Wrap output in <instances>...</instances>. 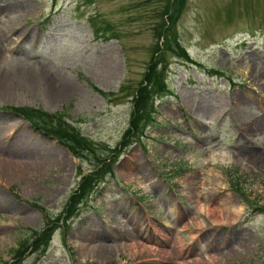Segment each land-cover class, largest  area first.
<instances>
[{
	"label": "rangeland",
	"instance_id": "obj_1",
	"mask_svg": "<svg viewBox=\"0 0 264 264\" xmlns=\"http://www.w3.org/2000/svg\"><path fill=\"white\" fill-rule=\"evenodd\" d=\"M172 1L0 0V264H264V0H187L171 27L190 61L159 48ZM160 58L173 95L128 135ZM16 109L57 116L91 151ZM48 217V247L30 250Z\"/></svg>",
	"mask_w": 264,
	"mask_h": 264
},
{
	"label": "trees",
	"instance_id": "obj_2",
	"mask_svg": "<svg viewBox=\"0 0 264 264\" xmlns=\"http://www.w3.org/2000/svg\"><path fill=\"white\" fill-rule=\"evenodd\" d=\"M186 1L187 0H173L171 3H168L166 9L164 10V14L169 15L168 19L157 30L160 29L158 32V36L161 39H164L162 45L159 46V48H161V51L166 49L169 53L176 54L190 61L189 55L186 49L182 46L181 42L179 41L178 36L175 35L172 38L171 27L180 18L182 14V8L186 4ZM90 19L92 22L91 25L93 27L96 39L104 38L106 40H111L116 38L115 35L109 36V34H112L110 23L106 21L98 23L95 20L96 17H91ZM164 62L165 60H163L162 58H160V60L152 62L149 68V72L145 77V81L137 88L135 92L133 102V119L130 123V130L128 131V135H135L136 133L139 134L141 123L146 121L148 124L154 121L152 117L155 113L154 103L156 98L159 96H166L170 93V87L167 83L166 74L167 65H165ZM15 111L19 115H22L30 123H32L35 128L42 130L46 134L59 139L72 151V153L76 157H84L81 151H91V141L88 140L86 137L81 136V134L76 129H68L65 124L58 121L57 116L47 115L40 110L35 111L16 109ZM109 171L113 173L112 168H110ZM104 172L105 171L102 170L93 176H88L83 179L77 191L78 193H74L73 195H71L68 200V218L73 217L74 215H77L79 213L81 206L86 203L88 196L97 186L96 184L102 182ZM53 224V220L48 217L46 222L47 230L42 233H36L35 231L33 233L34 240L30 243V246L27 245V247L30 248V250H34L37 252L38 250H41L44 246L45 251L48 247V237L52 231V228L49 227ZM48 232L49 234H47ZM25 243L26 242H22V244ZM22 244H20L18 250H15L16 256L18 255L16 259L18 258L21 260L25 254L24 251H27L28 249L25 248L22 253H19L20 248L23 247Z\"/></svg>",
	"mask_w": 264,
	"mask_h": 264
},
{
	"label": "bare ground",
	"instance_id": "obj_3",
	"mask_svg": "<svg viewBox=\"0 0 264 264\" xmlns=\"http://www.w3.org/2000/svg\"><path fill=\"white\" fill-rule=\"evenodd\" d=\"M29 78H31V77L29 76L28 79H29ZM4 82H6V81H4ZM7 82H8V81H7ZM7 82H6V83H7ZM0 85H3V84H2V81L0 82Z\"/></svg>",
	"mask_w": 264,
	"mask_h": 264
}]
</instances>
